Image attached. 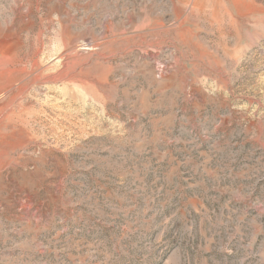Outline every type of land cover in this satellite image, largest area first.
<instances>
[{
    "label": "rangeland",
    "instance_id": "obj_1",
    "mask_svg": "<svg viewBox=\"0 0 264 264\" xmlns=\"http://www.w3.org/2000/svg\"><path fill=\"white\" fill-rule=\"evenodd\" d=\"M0 264H264V0H0Z\"/></svg>",
    "mask_w": 264,
    "mask_h": 264
}]
</instances>
